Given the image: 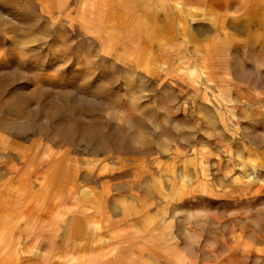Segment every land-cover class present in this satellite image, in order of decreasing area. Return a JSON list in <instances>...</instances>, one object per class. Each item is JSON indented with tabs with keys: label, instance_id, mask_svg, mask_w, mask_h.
I'll use <instances>...</instances> for the list:
<instances>
[{
	"label": "rangeland",
	"instance_id": "rangeland-1",
	"mask_svg": "<svg viewBox=\"0 0 264 264\" xmlns=\"http://www.w3.org/2000/svg\"><path fill=\"white\" fill-rule=\"evenodd\" d=\"M245 2L0 0V264H264Z\"/></svg>",
	"mask_w": 264,
	"mask_h": 264
},
{
	"label": "crops",
	"instance_id": "crops-1",
	"mask_svg": "<svg viewBox=\"0 0 264 264\" xmlns=\"http://www.w3.org/2000/svg\"><path fill=\"white\" fill-rule=\"evenodd\" d=\"M258 1H259V2L257 3V5H260V4L263 3L264 0H262V1H261V0H258ZM254 2H255V0H246V2H245V6H246L247 8L255 7V6H254V4H255ZM119 3H120V1H119ZM44 156H45V155H44ZM42 160L45 161L43 158H42Z\"/></svg>",
	"mask_w": 264,
	"mask_h": 264
},
{
	"label": "bare ground",
	"instance_id": "bare-ground-1",
	"mask_svg": "<svg viewBox=\"0 0 264 264\" xmlns=\"http://www.w3.org/2000/svg\"><path fill=\"white\" fill-rule=\"evenodd\" d=\"M57 111V110H56Z\"/></svg>",
	"mask_w": 264,
	"mask_h": 264
}]
</instances>
